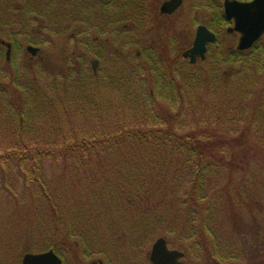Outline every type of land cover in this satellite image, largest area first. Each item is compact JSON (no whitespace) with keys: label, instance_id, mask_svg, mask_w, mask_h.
Wrapping results in <instances>:
<instances>
[{"label":"rangeland","instance_id":"obj_1","mask_svg":"<svg viewBox=\"0 0 264 264\" xmlns=\"http://www.w3.org/2000/svg\"><path fill=\"white\" fill-rule=\"evenodd\" d=\"M73 1L76 0L11 2L3 0L2 15L6 19L15 20V23L0 35V67L3 69L0 72V85L9 92L10 90L19 92L17 84L21 83V74H15V71L26 66L33 68V71L26 70L30 74L36 73L37 77L42 78H55L61 85L64 74H77L78 64L72 61L74 52L82 55L79 64L83 62L84 66L80 69L83 75L95 73L98 77L104 78L111 72L115 63L118 66L122 63L139 67L144 64L150 65L145 57L141 59L137 57L143 53L149 55L153 52L155 57L166 65L158 67V71L167 70L172 77L179 79L183 66L191 65L182 58V51L192 46L198 24L210 20L217 9L220 10L218 7L221 5L220 1L223 6L222 0H184L174 14L161 17L159 8L165 0H142L145 5L142 12L139 8H136L138 10L124 8L126 1L132 0H101L104 3L99 1L98 4L95 0V5L90 0H80L78 7ZM214 5H218L217 8ZM75 9H79L80 14L73 18ZM115 12L128 13V21L114 22L112 19ZM105 15L109 16L107 20ZM195 17L199 18V22H194ZM16 20L20 24L16 25ZM11 31L16 36L18 46L16 49L13 46L10 59H7L8 47L3 42L4 40L11 42ZM71 33H75L73 38ZM175 33L179 37L175 36ZM29 44L40 47V53L32 57L26 50ZM237 44L238 41L235 39L228 43L223 41L221 46L230 51L229 48ZM149 47L153 51H150ZM233 47L231 51L235 49ZM64 49L68 50L67 54ZM215 56L214 49L204 63L192 65L194 76L203 74L202 80L194 81L195 121L190 123L185 121L178 127L182 134L197 129L203 138L217 136L216 139L220 141L224 151V154H220L222 158L219 155L206 158L205 164L210 161L220 164L208 170L203 187L207 198L199 200L194 206L196 211L200 213L202 211L203 216L191 222L195 228L193 235L184 233V219H187L176 215L177 218L168 219L159 226L157 232L142 229L136 233L131 228L135 222L140 228L147 226L145 222L132 219L126 221L124 227L115 226L113 232L107 234L113 246H109L104 240L98 244L86 240L88 243L85 244L83 239L67 238L63 232L54 238L50 235L43 236V240L36 235L34 240L31 234L38 230L37 224L44 222L53 225L46 214L41 216L42 213L33 207V197H30V194L39 193L40 189L29 186L28 177L31 172L26 168L27 162H22L19 157H3V164L0 166V264H22L26 253L52 249H33V245L41 249L43 244L49 242L46 241L47 237L51 239L52 244L57 243L59 247L64 245L63 251L54 249L58 255L64 257V264H93L99 260L103 262L102 264H152L150 253L159 237H164L171 248L185 253L182 259L185 264H264V149L261 147L263 143L251 134L245 140H235L249 129L251 132L256 129L258 132H264V70H261L262 78H258L260 80L251 86L253 93L246 95L248 102L245 101V106L248 107L246 112L249 119L241 118L237 111L233 113L224 111L220 113L221 119L217 122L215 117L218 103L225 105L224 94L228 93L226 95L228 98L229 93L238 90L237 87L243 83L240 71L246 65L241 63L240 59L233 61L231 63L233 73L223 78L220 74L231 66L222 62L221 57L217 60ZM97 60L98 66H92ZM177 65L183 66L177 69ZM213 72L220 76L219 83L213 80L215 78ZM150 74L156 77L154 72L150 71ZM152 79L156 81L155 78ZM202 83H209L210 87ZM167 85L168 83L163 86ZM110 94L114 95V92L110 91ZM18 97L17 95L16 98ZM167 104L169 105L160 109V117L175 113L177 110V103ZM256 112L258 120H254ZM233 117L238 120L231 121ZM150 125L151 123L148 127ZM160 126V123L156 125ZM2 138L3 130L0 126V145L4 143ZM2 153L3 149L0 154ZM234 158L236 160L234 167L237 168L235 172L229 165ZM60 164L62 160L44 161V171L48 179L57 178L56 170L57 167L61 168ZM116 174L119 176L118 181L123 180L124 177L118 173L107 171L101 175L100 181L112 183L117 178ZM73 178L71 179L73 182L80 181L76 177ZM73 182H67L65 189L69 191L66 192L69 197L81 192L82 183ZM53 185L55 190L57 185ZM182 191L184 190L181 189L183 196ZM184 204L182 202L180 206ZM206 210L211 214L210 231L201 233L199 224L204 221ZM132 216L138 219L141 217L139 214Z\"/></svg>","mask_w":264,"mask_h":264},{"label":"trees","instance_id":"obj_2","mask_svg":"<svg viewBox=\"0 0 264 264\" xmlns=\"http://www.w3.org/2000/svg\"><path fill=\"white\" fill-rule=\"evenodd\" d=\"M90 1L96 4L95 0ZM73 3L76 7L80 6V0ZM142 3V0L126 1V7H122L139 8L142 12L145 6ZM220 4L217 5L220 10L214 13L211 25L219 38L217 47L215 45L211 50L215 49L217 60L223 53L221 61L231 66L220 75L224 78L233 73L231 63L235 60L240 59L246 66L240 71L243 83L236 92L229 93L228 98V93L224 94L225 105L218 103L215 118L218 122L220 113L237 111L241 118L249 119L246 112L248 107L245 106L246 95L253 93L251 86L260 80L258 78H262L264 64L245 63L243 52L223 49L221 43L224 41L226 19L221 1ZM2 14L3 0H0V35L15 23V20L6 19ZM79 14L80 10L75 9L73 18ZM128 16L126 12H115L112 20L128 21ZM108 18L105 15V19ZM10 38L16 49L18 43L12 31ZM141 57L150 63L149 68L147 64L139 67L122 63L118 66L113 62L115 64L111 72L100 78L95 73L83 75L80 70L84 66L82 63L80 67L77 66V74H64L60 85L55 78L30 74L26 70L33 71V68L26 66L15 71V74H21V83H16L19 92H9L0 85V126L4 142L0 145V152L3 149L0 166L3 157H19L22 162H27L26 168L31 172L29 186L40 189L39 193L30 194L33 207L42 213L41 216L46 214L53 224H37L38 230L31 234L34 240L36 235L43 240V236L54 238L63 232L65 237H79L85 244L88 243L86 240L97 244L104 240L113 246L107 234H111L115 226L124 227V223L132 219L145 222L147 226L140 228L135 222L131 228L136 233L142 229L157 232L165 221L178 216L187 219H184L185 234L193 235L195 232L191 222L202 217L203 213L196 211L194 206L199 200L207 198L203 187L208 170L220 164L216 161L205 164L206 158L224 154L217 136L203 138L197 129L185 134L178 131L179 125L185 121H195L194 81L202 80L203 74L194 76L192 65H177V69L182 66L183 69L180 70L181 77L175 79L167 70L158 71V67L166 65L153 52L149 55L143 53L137 58ZM2 70L0 67V72ZM212 74L215 76L213 80L218 82L220 76L214 72ZM202 85L210 87L209 83ZM167 103H177V110L160 117L159 111L165 105L168 106ZM183 116L188 117L182 119ZM255 119L258 120L257 112ZM233 120L238 119L233 117ZM149 123L151 127H148ZM158 123L160 127H156ZM250 130L242 132L235 140H245L251 134L263 143L261 147L264 149V132L259 131L260 135L258 129ZM48 159L62 160L54 180L48 179L44 171V161ZM235 161L234 158L229 163L234 172L237 169L234 167ZM107 171L116 172L124 178L118 181L119 176L116 174L117 178L112 183L100 181L101 175ZM73 177L80 181L73 182ZM67 182L82 183L81 192L67 196ZM53 184L57 185L55 190ZM181 189L184 190L183 196ZM182 202L185 204L180 206ZM133 214L141 217L138 219ZM205 214L204 221L199 224L201 233L210 231L211 214L208 210ZM48 238L46 241L49 242L43 244L41 249L34 245L33 249L64 250V245L59 247L57 243L52 244Z\"/></svg>","mask_w":264,"mask_h":264},{"label":"water","instance_id":"obj_3","mask_svg":"<svg viewBox=\"0 0 264 264\" xmlns=\"http://www.w3.org/2000/svg\"><path fill=\"white\" fill-rule=\"evenodd\" d=\"M183 0H167L161 5L162 13H173ZM225 14L229 20L234 21L230 31L241 33L238 49L249 48L256 39L264 34V0L243 2L240 0H225ZM216 35L206 25H200L196 38L191 48L184 51L183 56L189 58L191 63L197 62L198 57L205 58L209 42H214ZM27 50L35 56L39 48L29 45ZM11 45L9 44L8 57H10ZM97 61L94 62V67ZM185 253L181 250L170 248L164 237H159L154 242L150 253L152 264H185L182 259ZM61 257L53 250L26 253L23 264H62Z\"/></svg>","mask_w":264,"mask_h":264},{"label":"flooded vegetation","instance_id":"obj_4","mask_svg":"<svg viewBox=\"0 0 264 264\" xmlns=\"http://www.w3.org/2000/svg\"><path fill=\"white\" fill-rule=\"evenodd\" d=\"M165 1H167V0H165ZM165 1H163L162 2V4L165 2ZM184 1V0H183ZM223 1V10H224V15H225V19H226V21L224 22L225 23V25H226V27L224 28V32H225V36H224V41H226L227 43L228 42H231V40L233 41H235V39H237V41H238V44L236 45V46H231V48H229V50L231 51V49H232V47L233 48H235V50H238V51H240V52H243L244 54H245V57H246V61H245V63H248V64H253V62H255L256 64L257 63H259V64H261V65H263L264 64V34H262L258 39H256L255 41H254V43L249 47V48H247V49H244V50H239L238 49V45H239V41H240V37H241V33H239V32H237V31H230L229 29L230 28H232L233 26H234V21L233 20H229L227 17H226V14H225V7H224V2H225V0H222ZM240 1H243V2H251V1H253V0H240ZM161 4V5H162ZM182 4H183V2H182ZM182 4H181V6H182ZM161 5H160V8H159V12H160V16L161 17H163V16H166V15H172V14H174L181 6H179V8H177L173 13H162L161 11H160V9H161ZM195 21V23L196 22H199V18H197V17H195V19H194ZM213 21H214V14H213V16H211V19L210 20H204L203 22H201V23H199L198 24V27L200 26V25H206L213 33H215V35H216V40L214 41V42H209L208 43V46H207V52H206V56H205V58L204 59H202L201 57H198V59H197V62H195V63H191V61H190V59L189 58H184V56H183V53H184V51H186L187 49H185L184 51H182V58H184V59H186L191 65H197V64H199V63H204L206 60H207V58H208V56L210 55V53H211V49H212V47L213 46H215L216 45V47H217V41H218V33H217V31H216V29H213L212 28V23H213ZM198 27H197V29H198ZM196 33H197V30H196ZM75 36V33H71V37L73 38ZM175 36H177V37H179V35L177 34V33H175ZM177 37L175 38V41H177ZM195 38H196V34H195ZM195 38H194V40H195ZM228 38L230 39V40H228ZM193 44H194V41H193ZM193 44H192V46H193ZM33 45V44H32ZM35 46V45H34ZM191 46V47H192ZM190 47V48H191ZM40 48V47H39ZM189 49V48H188ZM149 50H151V51H153V49L151 48V47H149ZM119 51V49H117V52ZM64 52H65V54H67V52H68V50L67 49H64ZM40 53V50L37 52V54H39ZM36 54V55H37ZM74 56L72 57V61L75 63V64H78V67H80L81 65L79 64L80 62H81V59H77L78 57L79 58H81L82 57V55L81 54H77L76 52H74V54H73ZM254 59V60H253ZM256 59V60H255ZM95 62V61H94ZM94 62H93V64H92V66L94 65ZM83 63V62H82ZM98 64H99V60H97V65L96 66H98ZM60 257H61V259H62V261H63V263L62 264H64L65 263V261H64V257L63 256H61V255H59ZM103 262L101 261V260H99L98 261V263L97 262H94L93 264H102ZM23 264V263H22Z\"/></svg>","mask_w":264,"mask_h":264}]
</instances>
